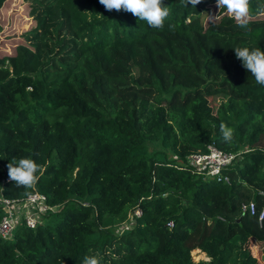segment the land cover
I'll use <instances>...</instances> for the list:
<instances>
[{
    "label": "trees",
    "instance_id": "1",
    "mask_svg": "<svg viewBox=\"0 0 264 264\" xmlns=\"http://www.w3.org/2000/svg\"><path fill=\"white\" fill-rule=\"evenodd\" d=\"M23 1L36 27L0 58V198L40 193L55 210L35 230L21 223L0 236V264H81L96 253L100 264H259L250 244L264 246V221L243 206L264 208V86L232 48L264 51V19L241 28L222 8L205 25L217 0H163L160 30L99 0ZM212 144L238 155L230 184L187 165ZM21 157L42 166L32 188L8 177ZM136 209L142 217L116 235ZM195 250L208 261H193Z\"/></svg>",
    "mask_w": 264,
    "mask_h": 264
},
{
    "label": "clouds",
    "instance_id": "2",
    "mask_svg": "<svg viewBox=\"0 0 264 264\" xmlns=\"http://www.w3.org/2000/svg\"><path fill=\"white\" fill-rule=\"evenodd\" d=\"M106 11H123L131 13L139 21H145L152 29L164 28L166 19L170 16V7L165 6L163 0H99ZM201 0H185V6L191 4L193 8ZM219 14L209 17L211 20L220 18V9H225L241 28H247L250 21L257 17H264V7L255 11L251 8L250 0H217ZM90 13V12H87ZM235 56L242 62L243 68L254 77L255 82L264 86V51L259 47L236 46L232 48ZM211 58V57H210ZM219 130L225 142H231L234 129L221 122ZM8 177L17 187L32 188L39 180L42 166L31 157L12 159L8 165ZM81 264H100L98 253L85 255Z\"/></svg>",
    "mask_w": 264,
    "mask_h": 264
},
{
    "label": "built area",
    "instance_id": "3",
    "mask_svg": "<svg viewBox=\"0 0 264 264\" xmlns=\"http://www.w3.org/2000/svg\"><path fill=\"white\" fill-rule=\"evenodd\" d=\"M238 155L226 153L220 150L215 144L208 147L206 153H194L188 157L187 165L192 167L197 173L208 179L216 180L218 183L230 184L229 177L225 174L227 169ZM3 209V216L0 221V236L4 240H10L19 223H23L27 228L35 230L46 223V215L55 209L48 204V198L40 193L29 195L25 199L0 198ZM250 210L252 216L258 215L260 224L264 221V208L258 214L254 203L244 205L243 211ZM142 217V211L136 209L129 216L128 222H133ZM169 225H172L170 223Z\"/></svg>",
    "mask_w": 264,
    "mask_h": 264
},
{
    "label": "rangeland",
    "instance_id": "4",
    "mask_svg": "<svg viewBox=\"0 0 264 264\" xmlns=\"http://www.w3.org/2000/svg\"><path fill=\"white\" fill-rule=\"evenodd\" d=\"M219 14V9L216 4L210 5L206 13H204L205 25H208L212 21L209 17H213ZM220 9V18L223 16ZM209 16V17H208ZM219 18V19H220ZM264 19V17H260ZM218 20V19H217ZM36 27L35 20L30 16V7L28 3L23 0H7L2 9L0 10V58L5 56L15 55L16 49L19 45L25 44V35ZM212 106H216L221 99L214 100L210 98ZM160 151L158 148H154L153 152ZM172 156L169 153V158ZM21 223H19L20 225ZM135 223L127 222L123 226L114 230L116 235L128 230ZM250 249L253 257L258 259L259 264H264L262 260V251L264 249L263 243L252 241ZM193 261H208V258L204 253L199 250H195L192 253Z\"/></svg>",
    "mask_w": 264,
    "mask_h": 264
},
{
    "label": "crops",
    "instance_id": "5",
    "mask_svg": "<svg viewBox=\"0 0 264 264\" xmlns=\"http://www.w3.org/2000/svg\"><path fill=\"white\" fill-rule=\"evenodd\" d=\"M202 253V252H201Z\"/></svg>",
    "mask_w": 264,
    "mask_h": 264
}]
</instances>
